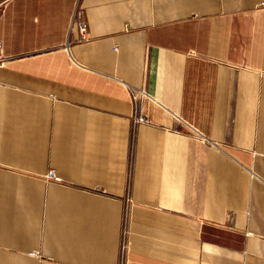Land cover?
Listing matches in <instances>:
<instances>
[{
  "label": "crops",
  "instance_id": "obj_1",
  "mask_svg": "<svg viewBox=\"0 0 264 264\" xmlns=\"http://www.w3.org/2000/svg\"><path fill=\"white\" fill-rule=\"evenodd\" d=\"M0 41V264H264V0H0Z\"/></svg>",
  "mask_w": 264,
  "mask_h": 264
},
{
  "label": "built area",
  "instance_id": "obj_2",
  "mask_svg": "<svg viewBox=\"0 0 264 264\" xmlns=\"http://www.w3.org/2000/svg\"><path fill=\"white\" fill-rule=\"evenodd\" d=\"M75 28L77 31V38L75 43H84L92 40L89 23L85 18L83 8L80 4H77L75 12L73 14L71 29ZM74 41H68L67 46H70ZM3 44L0 41V66L6 61L5 56L2 54ZM130 92L133 101V114H132V124L133 127L138 125L151 124V120L146 115L143 103L149 99V93L143 87H130ZM47 179L58 180L56 171L54 169L49 170L47 174ZM128 247L127 244V228L124 229V243L121 251V255L125 253Z\"/></svg>",
  "mask_w": 264,
  "mask_h": 264
}]
</instances>
